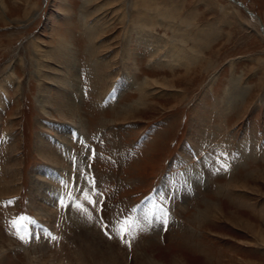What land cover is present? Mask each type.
Masks as SVG:
<instances>
[{"label":"rangeland","instance_id":"obj_1","mask_svg":"<svg viewBox=\"0 0 264 264\" xmlns=\"http://www.w3.org/2000/svg\"><path fill=\"white\" fill-rule=\"evenodd\" d=\"M0 264H264V34L242 6L0 0Z\"/></svg>","mask_w":264,"mask_h":264},{"label":"snow or ice","instance_id":"obj_2","mask_svg":"<svg viewBox=\"0 0 264 264\" xmlns=\"http://www.w3.org/2000/svg\"><path fill=\"white\" fill-rule=\"evenodd\" d=\"M86 183L88 184V187L93 189V193H89V191H87V189L83 190L82 192H80V195L83 197L84 201L87 202V204L91 205L93 208H96L97 205V201L94 198L95 195H99V193H95L94 191V181H87ZM64 187H68L67 184L64 185ZM77 191L80 190V186L79 185H75ZM68 200L69 202L67 204H65V197H60V203L62 206L67 207V208H74L76 211L86 214L88 219H92V215L91 212L88 210V208L85 207V205L83 203H81L79 201L78 197L73 196L71 193L68 194ZM163 215L166 217L167 213H163ZM25 219L28 218H20V221H23ZM31 223L35 224V221H31ZM163 224L167 223V220L164 219L162 221ZM123 224L125 225L124 227L118 228L116 230L117 235L120 236V238L123 240L125 236L131 234V229L133 227L136 226L137 222H130L129 220L125 219L123 221ZM12 226L16 229L17 233H18V238L21 241L24 242H31L33 239H39L40 238V233H31V232H27L25 231L23 234H19L21 232V229L19 227V221H13ZM107 234V233H106ZM48 236L55 240L56 237L52 236L51 233H48Z\"/></svg>","mask_w":264,"mask_h":264},{"label":"bare ground","instance_id":"obj_3","mask_svg":"<svg viewBox=\"0 0 264 264\" xmlns=\"http://www.w3.org/2000/svg\"><path fill=\"white\" fill-rule=\"evenodd\" d=\"M244 7H246V6L244 5ZM246 9H248V8L246 7ZM250 16L252 17V20L260 26L261 30L263 29L262 31L264 34V25H263L261 19L257 15H255V16L250 15Z\"/></svg>","mask_w":264,"mask_h":264},{"label":"water","instance_id":"obj_4","mask_svg":"<svg viewBox=\"0 0 264 264\" xmlns=\"http://www.w3.org/2000/svg\"><path fill=\"white\" fill-rule=\"evenodd\" d=\"M232 2L234 3H237L238 5L242 6L247 12L249 15H252V16H255L256 14H254L252 11H250L249 9H246V7H244V4H242L240 1H235V0H231ZM263 30V29H262Z\"/></svg>","mask_w":264,"mask_h":264}]
</instances>
